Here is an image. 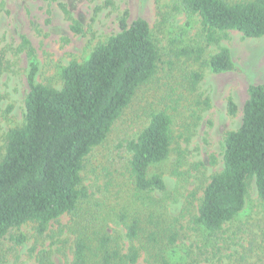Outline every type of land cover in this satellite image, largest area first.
<instances>
[{
    "label": "rangeland",
    "instance_id": "rangeland-1",
    "mask_svg": "<svg viewBox=\"0 0 264 264\" xmlns=\"http://www.w3.org/2000/svg\"><path fill=\"white\" fill-rule=\"evenodd\" d=\"M61 3L83 25L84 33L71 31ZM172 4L173 0H0V52L10 61V69L0 76V160L8 133L24 124L33 61L38 66L37 83L61 88L63 68L73 61L84 62L98 43L119 32V20L126 10L129 22L147 20L161 54L157 75L139 90L106 140L87 156L82 176L89 197L80 204V215L60 217L47 239H37L33 225H25L22 232L27 241L11 252L8 242L0 247V264H72L77 220L100 227L104 219L109 234L121 236L126 251L130 241L126 225L119 222L122 213L144 222L154 214V221L162 223L158 228L178 233L173 246L163 244L172 264H264V201L255 181L250 184L244 210L221 233L211 234L196 225L193 216L211 177L223 169L225 135L241 126L250 85L264 83V37L248 38L237 30L228 31L221 44L230 48L238 70L214 73L208 60L216 46L201 57L182 54L203 44L201 22L185 11L173 13ZM98 6L102 9L96 15ZM23 37L29 40L34 56L28 49H19ZM194 73L202 76L196 90ZM206 98L211 107L200 110L196 100ZM230 98L238 105L234 116L228 112ZM161 110L172 116L174 143L170 157L151 167V174L164 175L166 192L156 193L157 202L150 203L134 188L129 154L123 146L148 125L152 113ZM192 193L197 198L194 204H190ZM141 243L145 245L146 240H136L135 245ZM153 263L142 249L137 264Z\"/></svg>",
    "mask_w": 264,
    "mask_h": 264
},
{
    "label": "trees",
    "instance_id": "trees-1",
    "mask_svg": "<svg viewBox=\"0 0 264 264\" xmlns=\"http://www.w3.org/2000/svg\"><path fill=\"white\" fill-rule=\"evenodd\" d=\"M60 6L71 21V31L84 33L67 5ZM101 9L98 6L95 14ZM171 9L200 19L203 44L182 54L201 57L216 46L208 60L214 73L238 70L230 48L221 44L228 31L237 30L248 38L264 37V0H173ZM119 28L98 43L84 62L73 61L63 68L61 88L37 83L38 66L31 63L24 124L10 130L0 160V247L8 242L9 252L27 241L22 232L25 225H33L37 239H47L60 217L80 215V204L89 197L82 176L87 156L106 140L139 90L159 71L161 54L147 20L129 22L126 10ZM19 49L35 54L26 37ZM9 69L10 61L0 52V76ZM194 74L196 90L202 76ZM248 93L241 126L225 135L223 169L211 177L193 215L194 223L211 234L221 233L244 210L252 181L264 201V83L250 85ZM196 104L200 110L211 107L209 98L197 99ZM228 112L233 116L238 112L233 98ZM173 143L172 116L161 110L152 113L148 125L123 146L129 154L134 188L150 203L157 202L156 193L166 192L164 175L151 174V167L170 157ZM191 198L190 204H194L196 194ZM154 218L151 214L144 222L126 213L119 216L130 241L126 251L121 236L109 234L104 219L100 227L77 220L72 264H137L142 249L151 255L153 264H172L163 244L173 246L179 235L158 228L162 223ZM151 225L158 231L150 230ZM136 240H146V244L136 246Z\"/></svg>",
    "mask_w": 264,
    "mask_h": 264
}]
</instances>
